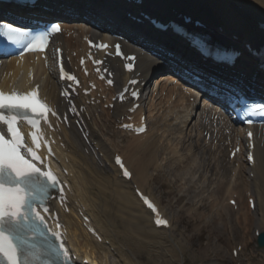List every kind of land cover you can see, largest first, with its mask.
I'll use <instances>...</instances> for the list:
<instances>
[{"label":"bare ground","instance_id":"1","mask_svg":"<svg viewBox=\"0 0 264 264\" xmlns=\"http://www.w3.org/2000/svg\"><path fill=\"white\" fill-rule=\"evenodd\" d=\"M68 1L69 0H50V3L46 5V10H53V11L63 10V12L65 13L69 12L70 14H75L74 12H76L77 9H73L72 5ZM178 1L179 0H175L174 2L177 3ZM186 1H187L186 2L187 4H190L191 6H193V3L195 0H186ZM201 1L202 2L204 1L206 5L208 6V8L211 11H214L216 13V17L219 18L222 24H224L231 30H234V32H237V34L239 36H242L243 38L247 35L246 38H248L249 40H250L249 37L251 36V34L255 33L254 23L256 19L264 18V0H201ZM74 2L81 3V0H74ZM88 3L90 2L83 3L84 4L83 7L88 8L87 11L92 12L93 10L90 8H96V7H94L92 4L88 5ZM154 4L155 3L153 2L152 6ZM239 6L242 7V11L240 12L236 10V7H239ZM57 13L59 12H56L55 14ZM86 27H87L86 28L87 31H84L82 24H79V25L77 24L76 26L75 24L63 25L62 32L56 38V41H55L56 45L60 46V48L62 47L67 54H71L72 52H77V49L80 47V39L84 35L90 34V32L95 33L97 31L96 27L100 28L101 26H97L95 23H90ZM148 64L149 63L147 61V57L144 54L139 52V60H138L139 71L144 70L146 65ZM150 66H152V64H150ZM52 73L53 72L51 68L50 56L49 57L46 56L43 60L42 59L40 60L36 55H29L28 57H25L22 60L9 59V60L3 61L2 65L0 66V88H3L5 90H12L15 88L26 89V88H30V87L38 85L39 86L38 88L41 94L44 95L48 101H51V103L53 104L60 105L61 101L57 98V85L55 83ZM30 75H33L32 82H30L29 80ZM119 79L120 78H118V81ZM125 80L126 79H124V81ZM169 82H172L171 78L169 77L161 78L159 83L154 82L155 85L157 84L159 85L158 92H160L161 90L162 91L165 90V94H166L164 98H159L158 99L159 101L157 100L158 103L154 107L152 106V103H151L153 101V98H152V101L150 102L151 105L148 107V109L150 110L149 112L150 114L153 111H156L157 119L155 120V122L151 123L150 130H148L143 136L133 137L132 139H130V143L127 144L125 150H123V154H126L124 155V157L126 156L124 159V163L132 171V178L128 183L124 182L123 180L118 179L119 181L117 183H114L115 186H117V188L107 189V186L102 185V182L105 183L106 181L104 179H109V177L105 175L106 174L105 172L101 173L102 171L99 169L100 166L97 168L91 165L90 160H94L93 158H90V157L87 158L85 153H77L75 149L73 148V146L76 145V138L74 135H70L69 137L68 151H65V157H67L68 159L66 168L72 174V194L75 195L77 200L78 199L81 200L86 205L91 215H93V217L96 219L97 226L101 229L102 233L104 234V236L110 243L109 248H112L113 251H117V255H118L114 258L110 249L104 246L102 247L100 245L95 244V242L92 241V239L87 237L84 233H82L78 229L77 226H75V231H73V236L75 240L80 244L79 252L82 255H87V256L94 258L98 264H142L140 261L141 260L140 257L143 251L147 257L145 264L156 262L155 261L156 258L148 256L149 254H151L150 250L152 247L149 246V243H150V240L152 239V236L148 238V234L151 235V233L149 229L147 230L145 226H142V223H144V220L141 217H138L140 221L139 222L140 226H136L133 223V221H136L137 218H131L129 220L123 219L124 221L120 222L121 226L117 225L118 218L122 219L123 215L128 216V213L130 211V209L128 208V205L132 203L139 204L136 198L133 197L134 195L131 192V190L129 191V188H131L129 184L134 182L138 188L145 190V185H144V179L146 180L145 172L147 171L148 168H150L153 165L152 163H154L156 155H157L156 153H158L159 149L161 150L164 149V145L163 144H161V146L158 145L157 143L159 142H157L155 139V137L156 138L158 137L156 135L158 128L156 129V132L154 131L155 133H152L153 130L156 127L162 126L164 130L165 128H167V131L169 129L171 130V132L172 131L177 132L179 134L177 135L178 140H180L181 142L187 143L188 141L189 142L194 141V144L196 143V145L199 143L198 145H200V147L198 146L199 148H196V149H198L200 153L201 152L204 153L207 157H208V154L206 153H208V151L211 150L210 146L213 145L211 144V145L205 146L206 143L201 139L200 136L192 137L191 135L184 134V132L187 131L188 129L189 130L193 129V132L194 131L196 132L197 130H201L202 132L203 131L202 128H206L207 124L205 125L204 123L201 125V120L205 122L206 118L209 117L212 111L205 104H202L201 108L199 109L200 118L196 120V123H193L194 126L192 125L193 126L192 128V126L190 125L193 119L191 118V115L189 116V108L191 105H188L189 103L186 104V101L189 100V97L191 96H187V94L183 93V89H180L179 87L178 89L177 87H174V88L171 87L168 89L165 86ZM180 106L182 107V109L178 110ZM97 110L98 108H94L92 110L87 109V115H89L92 118L91 123L93 126L105 127L107 121L111 122L112 120L114 122V119L116 118V116H113V115L121 113L123 108H121L120 106H115L113 109L112 115H110L108 112L106 113L103 110H101L98 114V117H95ZM191 111H194L193 114H195L194 107L191 109ZM196 111H197V108H196ZM120 117H121V114L118 115V118ZM102 121H104V124L102 123ZM220 124L222 125V127L221 126L218 127V122H215V126H214V121L213 120L210 121L211 127L209 128L208 131H210L211 134H213V129L215 128L218 129L219 137L217 139L222 145L224 144L223 141L229 140V137H230V140H233V143L236 144L239 138V135L236 132H233L232 135L228 134L227 136L222 133L228 125V124H225V118L223 116H220ZM102 131L105 132L104 130ZM90 132H91V138L95 140L96 146L99 148V151L104 153V156H106L105 159H103L101 162L98 161L99 165L101 163L103 164L105 163V161H108L106 153L102 151V149L105 150L106 144L101 142V136L97 134L98 131L96 132L94 127L91 128ZM96 134L97 136H95ZM195 138H198V139L196 140ZM222 138L226 140H222ZM214 141H216V138L212 137V143ZM255 145H256L255 153L257 154V156H256V165H255L254 172L256 173L257 179L252 182L253 185H251L250 187V184L247 183L246 181L247 178L245 177V172L247 169L244 166L243 162L241 164L239 162L238 166L240 167V169L237 174L241 176L243 179L238 178L240 183L237 186V189L231 192L236 193L235 196L237 199V203L240 200L241 208L244 207L243 202L241 200L242 193L244 191L251 192L250 194L253 195L252 199L254 200V203H256L254 212L256 211L257 219L256 220L253 219L252 223L249 222V224L250 223L251 224L246 226L244 223V219H242L244 218L242 209H240L238 205H236L237 206L236 214L232 212L233 210L231 208L230 210L228 209V207H226L224 210L222 208L223 212H225L226 215H230V213L234 214L235 220H236L234 222H236V227L239 230H245L249 228H255L256 231L264 230V134H261V136L255 140ZM199 149H205V150L201 151ZM220 151H222V153L223 152L225 153L223 148ZM222 153L220 152V156L222 158V161H221L222 167L221 169L220 168L219 169L220 171L223 172L226 170L225 168L228 167L229 163L224 159V155ZM174 155L175 153H173L171 156H174ZM223 162H227L226 163L227 166ZM203 165H207L205 161ZM100 174H101V178L99 179V181H101V185H100L101 189L99 188L98 182L91 183L93 176H96L97 178H99ZM141 183L143 185H141ZM90 184H91V187H90ZM128 185L130 186L128 190H123V186L127 187ZM97 189L99 190L98 192H96ZM106 190L108 194L105 195L104 192H106ZM91 192H94V194H92L94 195V199H92L90 196ZM228 195H229V187H226L225 192L223 193L222 200L232 199V197H229ZM102 196H106L107 198L106 200L114 202L116 206L121 205L120 208L118 209L115 208L118 214L117 218L112 217L115 214L114 212L116 210L113 212V215L112 214L109 215L108 213L109 218L112 217L110 218V220L113 226L110 225L109 223L110 221L108 222L106 219H103V222L101 221L102 220L101 218L107 213L105 209L107 208L109 204L111 205V203L108 201H101ZM96 208H98V210H96ZM100 208L102 209L103 215L101 214ZM223 214L224 213H222V215ZM108 215L106 217L107 219H108ZM224 223H225L224 229L227 230L226 226H228V224L226 222H223V224ZM72 225H74V223ZM118 227H120L119 231L115 229ZM115 230L117 231V233ZM239 230H238L239 236L238 238H235V240L237 243H239V245L243 249L244 248L243 245L244 243H246V237L242 235L244 234V232L242 233ZM153 234L157 235V233L155 232H153ZM118 235L119 236L121 235L122 238L119 237ZM108 238H113L115 243L113 244V241L109 240ZM117 238H120L121 244H122V241H125L127 243L128 250H124V248H126V244L124 246L121 244H120L121 246L115 245L119 242ZM168 238L172 239L170 237ZM226 241L227 243H229L228 240ZM170 243L174 247V250H176L175 252L177 254L179 252L181 256L180 246L178 244L173 243L172 240ZM148 246H149V249L147 250ZM177 247L180 249L178 250ZM245 247H247V245ZM157 252L158 251H156V253ZM129 253L131 254V256ZM172 255L175 256V258L177 257L173 253ZM160 261H158V263ZM162 262L164 263V261ZM167 262L172 263V261H170L169 259L167 260ZM214 262L215 261H210L204 264H214Z\"/></svg>","mask_w":264,"mask_h":264},{"label":"rangeland","instance_id":"2","mask_svg":"<svg viewBox=\"0 0 264 264\" xmlns=\"http://www.w3.org/2000/svg\"><path fill=\"white\" fill-rule=\"evenodd\" d=\"M163 93L164 92H162L161 94ZM162 96L164 98V95ZM158 97H160V94L158 95ZM153 103L154 105H156L158 101H154ZM189 103H190V99H189ZM181 109L182 107L180 106L178 110H181ZM153 118L156 119V117H153ZM190 126H192V123ZM157 128L158 130L156 132ZM103 129L104 128H102L100 132L103 133L102 131ZM162 129L164 130L162 126H159V127H156L152 132V133L156 132L158 139L156 137L155 139L157 142H159L157 144L160 146L161 144H163L164 149L163 150L159 149L158 153H156L157 155L154 161L155 164L152 163L153 165L150 168H148L147 171L145 172V175L151 172L153 176V180L147 181V182H150L148 183L147 191L151 192L152 196L158 200L161 209L163 210L165 215L169 216L172 219L171 220L172 225H174L175 227L173 231L171 232V235L173 237L172 239H169L168 236H165V235H161L162 237H160L159 235H156L155 237H153L152 235H155L153 234L154 231L153 230L150 231L151 235L148 234V238L152 236V239L150 240V243H149V246H151L152 248L150 250L151 254H149L148 256L156 258L155 259L156 262H151L149 264H153V263L154 264H159V263H162V264H177L178 263L180 264V261L178 262V260L180 259V253L178 252V255H179L178 258L177 257L175 258V256L172 255V253L175 255V253L173 252L175 250L172 244L170 243L171 240L173 241V243L177 244L178 242V245L182 246L184 264H204L210 261H215L217 262V264H231L229 260L230 246L228 245L226 241V232H225L226 229H224L225 223L223 224V219H222V213H225L223 212V210L226 208L224 207L223 204L226 200L224 199L222 200V197H223V193L225 192L226 187H229L228 196L230 197V195H232L231 193H233L231 191L237 189V186L240 183L238 178L240 179H243V178L239 176L238 174H235L236 178H233V177L231 178L229 176L230 172H229L228 167L225 168L226 172L220 171L222 167L221 156L219 159H216L215 156L208 154L209 151L208 153H206L208 154V157L204 153L202 152L200 153V151L196 149L200 147V145H198L199 144L198 142H197L198 143L197 145L196 143L194 144V141L193 142L188 141L187 143L181 142L180 140H178L177 135L179 134L177 132H174V131L171 132V130L169 129L167 131V128H165L164 131ZM184 134L191 135L192 137H196V136L198 137L200 135V130L193 132V129H190V130L188 129L187 131L184 132ZM195 139L197 140L198 138H195ZM168 141L169 142L171 141V142L169 143ZM179 143L184 145L183 146L184 155L181 152L179 156H177L176 154L174 156H171L173 153L171 151L169 152L170 147H173V145L178 146ZM109 146H111L110 142H109ZM125 148L126 146L125 147L122 146V149L125 150ZM103 150L104 149H102V151ZM199 150L202 151L205 149H199ZM191 152L193 154H191ZM220 152L222 153V151H219V154ZM222 154L224 155V152ZM157 160H159L158 165H157ZM204 161L207 165H203ZM162 162L165 163L164 167H159V164ZM223 163H225V165L227 166L226 164L227 162H223ZM157 172H162V173H157ZM113 176H114L113 174L108 176L109 179H104L106 181L105 183L102 182V185H106L107 189L117 188V186H115L114 183H117L120 179L118 180L117 178H115V176L114 177ZM100 178H101V174L99 175V178H97L96 176H93L91 183L98 182L99 188H100V185H101V181H99ZM167 183H169V185ZM141 185L143 184L141 183ZM90 187H91V184H90ZM98 191L99 190L97 189L96 192ZM104 193L105 195L108 194L107 190ZM92 194H94V192H91V195H90L91 198L94 199V195ZM233 194H236V193H233ZM106 199H107L106 196L101 197V201H108L111 203V205L109 204L110 206L109 205L107 206V208L105 209L107 213L102 218L106 219L108 222L110 221L109 223L110 225H112L110 218L118 217L117 210L115 208L118 209L120 208L121 205H117L118 206L117 207L114 202L106 200ZM238 206L240 209H242V213L244 215V218L242 219H244L245 225L246 226L250 225L253 220V217H250V214H249L251 212H248V210H245L244 207L241 208L240 200L238 201ZM128 208L130 209L128 213L129 217L123 215L122 219L118 218L117 221L119 223L117 222V225L121 226L120 222L124 220H129L131 218H137V220L133 221V223L136 226H140L139 224L140 221L138 217H141L143 220H145L146 219L145 217L148 215V213L145 210H143V208H141V206L137 203H132L128 205ZM228 209L230 210V208ZM96 210H98V208H96ZM100 210L102 214V209L100 208ZM113 212L115 213L114 215H113ZM108 213L109 215L112 214L113 216L109 218ZM129 214L131 215V217ZM234 214H236V212ZM234 214L230 213V215L234 217V221H236ZM107 215H108V219L106 218ZM249 222L251 223L249 224ZM144 223H142V226H145ZM115 229L119 231L120 227L115 228ZM237 230L239 229L237 228ZM245 230H248L250 234L244 230H239L242 233L244 232L245 237H246V243H244L243 249H245L246 248L245 246L248 244V242L251 241V238H250L251 233L256 232L255 228H249ZM155 233L161 234L160 232H155ZM119 237H121V235ZM108 239L113 241V244L115 243L113 238H108ZM119 239L120 238H117V240ZM120 244L121 243L119 241L115 245L117 246L123 245V244L121 245ZM149 246L147 250L149 249ZM179 249L180 248H178V250ZM156 251L158 252L156 253ZM164 252H167V254H170L171 257L173 258L171 257L168 258L167 256L161 257V254H163ZM226 256L228 257V259H226ZM140 258H141L140 260L141 263L145 264L147 257L144 251ZM255 258L257 261H261V258H259L258 256H256ZM165 259H169L170 261H172V263H168L167 260ZM218 260H221V261H218ZM158 261L160 262L158 263ZM162 261H164V263ZM246 264H256V262L254 261L247 262Z\"/></svg>","mask_w":264,"mask_h":264},{"label":"snow or ice","instance_id":"3","mask_svg":"<svg viewBox=\"0 0 264 264\" xmlns=\"http://www.w3.org/2000/svg\"><path fill=\"white\" fill-rule=\"evenodd\" d=\"M51 27L52 31H60L58 24ZM0 29L3 30L0 35L7 40L23 43L24 50H43L48 37V33L33 36L2 22ZM128 67L131 68L130 65ZM64 75L69 80H75L67 73ZM133 95L136 93L133 92ZM49 112L55 115L36 92L24 94L0 91V264H68L70 260V253L60 241L58 233L47 230L59 243L48 239L44 230L45 217L37 210L40 208L44 213L48 212L46 201L50 198L51 190L56 189L61 182L50 168L38 166L43 164L42 158L33 147L28 146L18 127L19 122L25 121L36 129L30 134L31 142L35 149H39L40 137L37 133L40 120L46 121ZM246 114L264 116V104L252 105ZM116 163L123 169V175L130 178L131 174L119 157ZM60 191L62 193L63 189ZM141 196L147 207L156 214L155 223L167 225L168 222L160 218L155 205L147 197ZM37 238H41L42 242L37 244Z\"/></svg>","mask_w":264,"mask_h":264}]
</instances>
